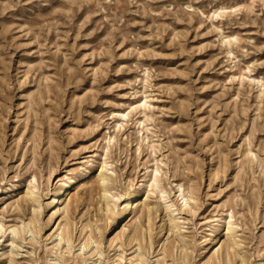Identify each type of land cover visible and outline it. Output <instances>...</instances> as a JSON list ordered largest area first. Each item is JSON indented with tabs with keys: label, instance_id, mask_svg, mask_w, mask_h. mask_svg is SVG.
I'll list each match as a JSON object with an SVG mask.
<instances>
[{
	"label": "rangeland",
	"instance_id": "1",
	"mask_svg": "<svg viewBox=\"0 0 264 264\" xmlns=\"http://www.w3.org/2000/svg\"><path fill=\"white\" fill-rule=\"evenodd\" d=\"M0 224V264H264V0H0Z\"/></svg>",
	"mask_w": 264,
	"mask_h": 264
},
{
	"label": "bare ground",
	"instance_id": "2",
	"mask_svg": "<svg viewBox=\"0 0 264 264\" xmlns=\"http://www.w3.org/2000/svg\"><path fill=\"white\" fill-rule=\"evenodd\" d=\"M213 15H216V13H213ZM84 178V177H83ZM77 179L78 178H71L70 180H69V182H66V183H64L63 184V186L62 187H64V189L63 188H60V190H58L57 192H55V193H53L52 195V199H51V202H49L47 205H48V208H50V209H55L56 211L57 210H59L60 209V207L62 206V204H63V202H64V196H65V194L68 192V190H70L72 187H74V185L75 184H77L76 182H77ZM101 180H102V182L104 181V178L102 177V175H101ZM103 185V184H102ZM55 188V187H54ZM63 189V190H62ZM104 192H105V189H104ZM107 193V192H106ZM135 192H130L129 194H128V198L126 199V205L124 206V208H123V210L121 211V212H118L115 216H114V218L111 220V221H113L114 220V226L116 227L119 223H120V221L122 220V219H127V218H129L130 216H131V214H132V212H133V210L134 209H132V200L135 198ZM30 200H32V201H34L35 199H33V198H30ZM40 205V204H39ZM39 205H38V207H39ZM54 215L56 216V212L52 215V218L54 217ZM86 228H87V226H83V229H82V231L84 232L85 230H86ZM3 229V225L2 224H0V231ZM9 229V231H10V234H12L11 235V237L7 240L8 241V245H13V239L14 238H19L20 240H23L24 239V232H23V230H20L19 228H17L16 226H14V227H9L8 228ZM60 229V231L58 232L59 234H58V236H59V241L60 240H64V239H66L65 241H68V240H70V237H71V235H70V230H69V226H62V228L60 227V226H58L57 227V230H59ZM5 231V230H4ZM23 232V233H22ZM226 235L229 237L230 235H232V232H231V230H228L227 231V233H226ZM216 237L217 236H215V237H213V240H214V242H215V240H216ZM117 240H120V237L119 236H117V237H115V238H112V239H110L109 240V244H112L113 242H115V241H117ZM140 241V239H139V234L138 233H134V235L132 236V237H130L129 239H128V243H132V242H139ZM91 244H95L96 246L98 245V243L96 242V240L94 239V236L92 235V233H91V230L89 231V233H84V241H83V243H82V249L83 248H86V247H88V246H90ZM225 256L227 257L226 259H228V263H230V258H229V254L228 253H226L225 254ZM139 257V256H138ZM141 259V258H140ZM3 264H14V261H13V258L10 256H5L4 258H3Z\"/></svg>",
	"mask_w": 264,
	"mask_h": 264
}]
</instances>
